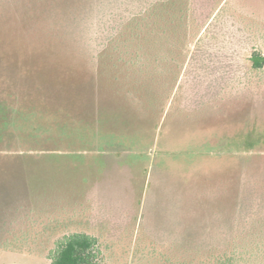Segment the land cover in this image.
I'll return each instance as SVG.
<instances>
[{
	"label": "rangeland",
	"instance_id": "1",
	"mask_svg": "<svg viewBox=\"0 0 264 264\" xmlns=\"http://www.w3.org/2000/svg\"><path fill=\"white\" fill-rule=\"evenodd\" d=\"M183 1L149 82L58 29L74 0H0V264L76 231L100 264H264V0Z\"/></svg>",
	"mask_w": 264,
	"mask_h": 264
},
{
	"label": "trees",
	"instance_id": "2",
	"mask_svg": "<svg viewBox=\"0 0 264 264\" xmlns=\"http://www.w3.org/2000/svg\"><path fill=\"white\" fill-rule=\"evenodd\" d=\"M74 2L73 7L67 11V21L60 23L58 29H67L72 37L79 36L76 42L80 49L82 48L81 51L94 65H101L105 70L109 66H117L116 60L111 57V52L117 51L112 46L113 42H119L118 48L119 45L127 49L133 47L130 63L145 67L144 71L150 76L149 82L155 68V57L153 59V49L157 42L155 38L167 35L173 30L180 34L183 27L181 22L190 11L185 10L183 0H74ZM123 56L120 57L121 64L126 63ZM161 59L163 58L159 57L156 61ZM250 60L254 69L264 68V55L258 50L252 52ZM140 86L138 82L133 81L130 90L143 98L144 93ZM205 247L209 249L210 245ZM100 254L101 249L96 236L85 231L70 232L56 241L50 264H100ZM219 259L223 260L219 264H232L233 261L232 255Z\"/></svg>",
	"mask_w": 264,
	"mask_h": 264
}]
</instances>
